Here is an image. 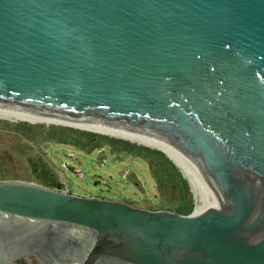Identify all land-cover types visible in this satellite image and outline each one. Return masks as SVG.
<instances>
[{
  "label": "water",
  "instance_id": "water-1",
  "mask_svg": "<svg viewBox=\"0 0 264 264\" xmlns=\"http://www.w3.org/2000/svg\"><path fill=\"white\" fill-rule=\"evenodd\" d=\"M0 106L164 140L221 193L183 215L0 180V259L55 225L42 264L60 243L83 249L65 264H264V0H0Z\"/></svg>",
  "mask_w": 264,
  "mask_h": 264
},
{
  "label": "rangeland",
  "instance_id": "rangeland-1",
  "mask_svg": "<svg viewBox=\"0 0 264 264\" xmlns=\"http://www.w3.org/2000/svg\"><path fill=\"white\" fill-rule=\"evenodd\" d=\"M21 122L37 125L34 131L35 142H28L20 135L21 132L16 130L15 125ZM38 125L61 126L78 131L93 132L62 124L42 121L30 122L26 119L0 114V151L6 154L2 157L0 165L6 173L31 174L34 167L28 156L40 155L58 176L61 184L67 186L72 194L117 199L133 206L152 208L153 210L173 209L181 203L178 193L171 186L172 184H166L162 189L157 185V181L152 175V168L146 158L123 149L119 144L113 148L102 146L93 150L90 149V146L82 148L71 140L65 144L55 140L45 143L43 137L46 129ZM93 133L156 149L121 137ZM178 171L183 176L184 172L180 168ZM184 176L186 180H189L185 174ZM189 183L194 205L197 208V192L190 180Z\"/></svg>",
  "mask_w": 264,
  "mask_h": 264
},
{
  "label": "trees",
  "instance_id": "trees-1",
  "mask_svg": "<svg viewBox=\"0 0 264 264\" xmlns=\"http://www.w3.org/2000/svg\"><path fill=\"white\" fill-rule=\"evenodd\" d=\"M16 130L21 132L28 142H35V124L28 122H21L15 125ZM41 128H45L43 140L45 143L50 140H55L59 143L65 144L68 140L73 141L76 145H80L82 148L90 146V149H98L102 146L113 148L116 144L127 151L135 152L137 156H141L147 159L149 166L152 168V175L157 181V185L162 189L166 184H172L171 186L178 193L181 203L173 209L161 208V210H169L177 212L183 215H189L194 210V199L190 191V185L188 181L178 171L175 164L160 150L152 149L145 146H138L124 140L111 138L108 136L96 134L93 132L78 131L71 128H65L61 126H47L38 125ZM5 137V136H4ZM1 150V148H0ZM6 155L5 152L0 151V162L2 157ZM30 163L32 164L33 172L31 174H9L1 169L0 165V179L1 180H21L34 182L47 186L50 188L58 189L62 186L58 176L51 170L48 163L45 162L40 155L28 156ZM4 171V172H3ZM100 197V196H99ZM153 210L152 208H147Z\"/></svg>",
  "mask_w": 264,
  "mask_h": 264
},
{
  "label": "bare ground",
  "instance_id": "bare-ground-1",
  "mask_svg": "<svg viewBox=\"0 0 264 264\" xmlns=\"http://www.w3.org/2000/svg\"><path fill=\"white\" fill-rule=\"evenodd\" d=\"M0 114L14 118H22L29 121H42L46 123L62 124L111 136H117L159 149L172 158V160H174V162L188 177L194 189L196 190L198 196V207L195 208L196 213L202 212L203 210L218 204L221 201L220 190L214 178L206 171V169L180 148L164 140L111 130L20 108L0 106Z\"/></svg>",
  "mask_w": 264,
  "mask_h": 264
},
{
  "label": "flooded vegetation",
  "instance_id": "flooded-vegetation-1",
  "mask_svg": "<svg viewBox=\"0 0 264 264\" xmlns=\"http://www.w3.org/2000/svg\"><path fill=\"white\" fill-rule=\"evenodd\" d=\"M129 204V203H128ZM32 232L24 236L22 240V245H15L14 252H19L20 256H17L9 261L4 258L0 259V264H42V261L36 255L38 252L41 256L44 253H48L47 249H44L43 241L46 238H51L56 240V243L61 241L62 238H66L69 229L65 226H55V225H44L36 226L33 229H30ZM31 237L32 239L27 243L26 239ZM49 241H47L48 243ZM49 244V243H48ZM82 247H65L61 243L58 246H54V253L61 255V258L58 259L60 264H65L69 257L78 258L82 254Z\"/></svg>",
  "mask_w": 264,
  "mask_h": 264
},
{
  "label": "built area",
  "instance_id": "built-area-1",
  "mask_svg": "<svg viewBox=\"0 0 264 264\" xmlns=\"http://www.w3.org/2000/svg\"><path fill=\"white\" fill-rule=\"evenodd\" d=\"M31 122V121H30ZM32 123H35V122H32ZM1 141V140H0ZM58 190L62 191V192H66V193H71L69 188L66 186H61L60 188H58Z\"/></svg>",
  "mask_w": 264,
  "mask_h": 264
}]
</instances>
